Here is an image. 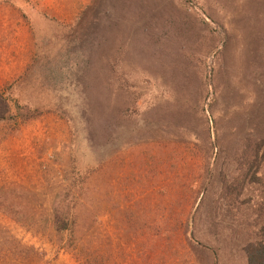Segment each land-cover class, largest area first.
Instances as JSON below:
<instances>
[{
  "label": "rangeland",
  "instance_id": "rangeland-1",
  "mask_svg": "<svg viewBox=\"0 0 264 264\" xmlns=\"http://www.w3.org/2000/svg\"><path fill=\"white\" fill-rule=\"evenodd\" d=\"M0 70V264H248L264 0H0Z\"/></svg>",
  "mask_w": 264,
  "mask_h": 264
},
{
  "label": "trees",
  "instance_id": "trees-1",
  "mask_svg": "<svg viewBox=\"0 0 264 264\" xmlns=\"http://www.w3.org/2000/svg\"><path fill=\"white\" fill-rule=\"evenodd\" d=\"M22 9L26 10V12H24V14L22 15H24V17H26L31 23L34 44L37 47H41V39L39 38L38 33L36 34L35 32L34 22L36 18L41 19L42 17L46 19V16L42 13H39L37 8H35L34 5H32L30 2L26 3ZM81 46H83V44ZM85 55H87V52H85ZM29 69L30 67L27 68V71ZM17 83L18 81L16 80L9 84H6L3 88H0V123L10 120H15L17 124L25 123L32 117L30 114H27L26 116L22 115L24 109H22L19 105H17V107H19V113H21L19 117H23V120L18 121V117L12 115L14 92L16 90ZM244 152L245 158H243V160L244 162H247L249 164L241 168V173H246V177H248V175L253 172V176L250 179L252 180V184L259 183L264 194V138L262 140L252 138V144L250 146L248 145L244 147ZM256 209L259 213L258 218H261V226H259L258 231H256L255 241L250 243L248 248L246 249L248 255V264H264V201H262L259 207H257ZM76 220V216L71 213L70 198H64L61 203L57 202L55 204L52 224L59 234L68 233L69 235L73 236L77 223ZM81 255L83 256L84 261L87 264H90L89 259H91V257L88 258L90 254L83 255L82 253Z\"/></svg>",
  "mask_w": 264,
  "mask_h": 264
},
{
  "label": "crops",
  "instance_id": "crops-1",
  "mask_svg": "<svg viewBox=\"0 0 264 264\" xmlns=\"http://www.w3.org/2000/svg\"><path fill=\"white\" fill-rule=\"evenodd\" d=\"M23 69H24V67L22 66L21 69H19V71L16 70V71L12 74V76L14 77V76L20 74V73L22 72ZM0 71H1V70H0ZM5 74H6V75H5ZM3 75H5V76H3ZM0 76L6 78V77L8 76V74H7V73H4V74H3L2 72H0Z\"/></svg>",
  "mask_w": 264,
  "mask_h": 264
}]
</instances>
